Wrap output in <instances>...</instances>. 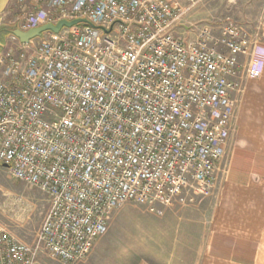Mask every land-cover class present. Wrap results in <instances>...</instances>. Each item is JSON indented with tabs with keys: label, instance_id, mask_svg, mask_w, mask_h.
<instances>
[{
	"label": "built area",
	"instance_id": "2783aa9c",
	"mask_svg": "<svg viewBox=\"0 0 264 264\" xmlns=\"http://www.w3.org/2000/svg\"><path fill=\"white\" fill-rule=\"evenodd\" d=\"M186 1L47 0L19 29L87 22L3 42L0 164L50 205L32 244L0 224V264H46L41 253L81 261L126 202L163 213L212 194L235 95L261 77L264 58L229 19L187 25L203 0Z\"/></svg>",
	"mask_w": 264,
	"mask_h": 264
},
{
	"label": "rangeland",
	"instance_id": "374dc122",
	"mask_svg": "<svg viewBox=\"0 0 264 264\" xmlns=\"http://www.w3.org/2000/svg\"><path fill=\"white\" fill-rule=\"evenodd\" d=\"M173 1L180 6L189 5L186 0ZM35 7L51 9L47 0H27L23 4L10 0L2 13L3 42L9 40L11 30L19 28L20 20ZM246 9L245 0H203L187 12L185 21L187 25L201 23L218 30L229 19L260 42L264 40V15L261 24L258 18L240 22ZM263 11L264 0L251 2L252 15L264 14ZM248 59L244 57L241 63L247 64ZM228 166L229 145L212 194L196 196L187 204L162 207L163 213L149 204L126 202L108 216L107 232L96 240L83 260L69 263L44 253L41 258L46 264H203L219 205L218 188L226 178ZM49 205L44 191L15 180L0 164V224L14 238L32 244Z\"/></svg>",
	"mask_w": 264,
	"mask_h": 264
},
{
	"label": "crops",
	"instance_id": "0c3cea01",
	"mask_svg": "<svg viewBox=\"0 0 264 264\" xmlns=\"http://www.w3.org/2000/svg\"><path fill=\"white\" fill-rule=\"evenodd\" d=\"M254 1L245 0L240 22L258 18L261 24L264 14L250 12ZM258 50L264 58V40ZM233 127L203 264H264V71L260 78L246 79L236 95Z\"/></svg>",
	"mask_w": 264,
	"mask_h": 264
},
{
	"label": "water",
	"instance_id": "95a60500",
	"mask_svg": "<svg viewBox=\"0 0 264 264\" xmlns=\"http://www.w3.org/2000/svg\"><path fill=\"white\" fill-rule=\"evenodd\" d=\"M10 0H0V25L2 23V13L4 12V10L6 9V7L8 6ZM81 22H87L86 19L80 18V19H74V20H66L63 19L61 21H59L57 24H52V23H47L44 24L40 27H36V28H32L29 30H21L19 28H14L11 30V32L16 35L21 42L23 43H27L30 40L37 38L39 36H41L44 32L47 31H53L55 33H58L63 27H70L73 25H76L78 23ZM3 46V41L0 37V48ZM0 56H1V51H0ZM4 167H7L6 165H4Z\"/></svg>",
	"mask_w": 264,
	"mask_h": 264
},
{
	"label": "trees",
	"instance_id": "16d2710c",
	"mask_svg": "<svg viewBox=\"0 0 264 264\" xmlns=\"http://www.w3.org/2000/svg\"><path fill=\"white\" fill-rule=\"evenodd\" d=\"M0 29H2V28H0ZM5 29H7V28H5ZM0 37H1V39H2V36L0 35ZM3 41V40H2Z\"/></svg>",
	"mask_w": 264,
	"mask_h": 264
}]
</instances>
